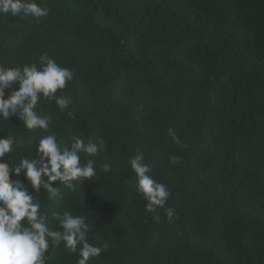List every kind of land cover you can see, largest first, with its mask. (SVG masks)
Instances as JSON below:
<instances>
[{"label":"trees","instance_id":"1","mask_svg":"<svg viewBox=\"0 0 264 264\" xmlns=\"http://www.w3.org/2000/svg\"><path fill=\"white\" fill-rule=\"evenodd\" d=\"M36 3L47 17L0 15V64L39 68L48 54L74 72L56 93L72 103L61 112L42 98L47 131L10 116L0 118V137L15 138L3 157L10 179L41 203L49 228H58L54 212L87 216L88 242L107 245L89 264H264V0ZM50 134L69 149L77 140L105 146L96 157L80 153L82 165L96 160V176L54 182L51 200L23 172L11 174L21 158L39 159V138ZM137 152L170 189L172 222L163 208L155 221L138 196L129 163ZM45 255L46 264L79 258L62 243Z\"/></svg>","mask_w":264,"mask_h":264},{"label":"clouds","instance_id":"2","mask_svg":"<svg viewBox=\"0 0 264 264\" xmlns=\"http://www.w3.org/2000/svg\"><path fill=\"white\" fill-rule=\"evenodd\" d=\"M48 14V9L40 7L36 0H0V15L40 18ZM73 77L71 69L61 67L46 53L40 56L39 68L35 63L16 67L0 64V118L7 120L10 116H18L28 130L47 131L51 118L38 115L36 107L42 98H47L55 99L61 112L67 110L72 103L71 95L57 96L56 93L64 90ZM11 85H16V90L5 99V89ZM169 134L174 142H180L173 129H169ZM16 143L10 135L0 137V264H46L45 254L49 247L60 243L68 253L78 255L76 264H89L91 258L100 257L107 245L100 247L88 242L91 225L85 222L87 216L54 212L52 216L58 222V228L52 230L40 211L41 203L22 182L10 179V165L3 157L13 152ZM104 147L102 139L99 148L91 140L87 144L77 140L69 149L63 139L57 140L56 135H44L36 146L39 159L21 158L19 165L11 169V174L19 176L23 172L33 190L39 191L43 187L51 200L58 195V190L52 186L54 182L71 187L72 181L82 183L96 176V160H88L82 165L80 153L96 157ZM169 159L172 164L182 162L180 155H172ZM129 163L136 177V192L147 202L146 211L154 213L153 219L159 222L158 209L163 208L168 221L172 222L174 209L165 207L170 189L149 174L151 168L144 162L142 152H137ZM109 167L104 164L101 170L107 173Z\"/></svg>","mask_w":264,"mask_h":264}]
</instances>
